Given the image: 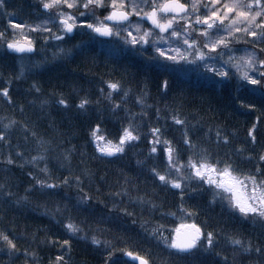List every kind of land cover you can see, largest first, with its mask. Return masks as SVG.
<instances>
[{"label":"trees","instance_id":"trees-1","mask_svg":"<svg viewBox=\"0 0 264 264\" xmlns=\"http://www.w3.org/2000/svg\"><path fill=\"white\" fill-rule=\"evenodd\" d=\"M18 1L25 11L34 5V0ZM105 14L103 9L96 11L100 19ZM6 17L0 16V31L7 29ZM90 19L89 22H94ZM76 37L62 42L70 45ZM92 37L90 33L80 38V43H73L71 55L25 64L28 72L22 79H17L19 57L6 52L0 42V89L10 84L11 97L9 102L0 96V132L6 133L8 141H0V185H3L0 232L17 244V249L9 252L0 242V264H55L58 255H63L67 264H136L124 255L125 251L145 257L150 264H225L224 257L227 264H264V254L234 249L228 239L235 236L250 240L254 247L264 251V223L230 209L226 199L197 179L186 182L181 202L177 190L161 186L153 176V167L161 173L166 171V159L159 151L163 145L158 146L156 154L149 155L151 137L147 135L150 126L161 127L164 138L171 140L179 151L181 162H186L192 152L183 144L182 126L171 119L178 114L186 120L196 152L206 149L211 161L228 162L237 174L254 172L259 156L264 153V94L257 86L255 91L252 86H241L236 78L221 84L219 77L213 79L196 64L183 61L173 64L163 57L149 59L158 54L151 49L141 54L136 50L139 45L136 48L123 45L115 51L102 48L91 41ZM39 42L38 53L42 51ZM55 48L50 45L45 51L53 56L57 53ZM108 81H119L122 85L121 93L113 94L117 103L121 102L123 90H130L126 102L115 111L105 99ZM100 88H104L103 94ZM138 96L144 97L143 106L136 102ZM83 97L92 101L86 111L76 107ZM60 98L68 102L67 108L57 102ZM241 100L255 107L241 108ZM141 112L146 115H137L133 121L141 125L140 131L145 134L138 142L126 145L124 153L116 156H104L97 151L90 136L96 124L101 125L108 139L116 142L130 118ZM10 121L16 123L5 129ZM253 124H256L255 144L248 136ZM218 129L229 143L216 142ZM38 155L45 160L34 162L32 157ZM9 156L14 163L6 162ZM249 156L253 159L249 160ZM45 164L50 182L59 184L71 173L80 177L79 188L83 193L75 182L56 189H40L32 177L48 179L40 171ZM84 193L92 200L82 203L79 197ZM181 203L192 215L178 210ZM123 209L132 215H125ZM69 221L79 224L83 232L70 234L64 226ZM189 221L215 234L218 243L213 249L201 244L191 254H177L175 249L166 247L159 234L152 235V229L163 225L160 230L163 236L174 238L172 230ZM85 234L86 239L82 238ZM94 235L110 241L112 247L92 244ZM65 239L71 240L68 251L50 242ZM113 249L114 255L108 260V251Z\"/></svg>","mask_w":264,"mask_h":264},{"label":"snow or ice","instance_id":"snow-or-ice-1","mask_svg":"<svg viewBox=\"0 0 264 264\" xmlns=\"http://www.w3.org/2000/svg\"><path fill=\"white\" fill-rule=\"evenodd\" d=\"M39 3L45 11L47 19L34 26L12 24L10 21L9 27L13 29L11 35L7 30L0 31V42H2L5 51L21 54V60L26 56L30 58L29 54L36 52L34 40L28 33H39L43 43L47 44L49 40L64 41L66 36L86 28L99 36L116 38L122 41L124 46L136 48L139 45L140 47L136 50L141 54L151 49L158 54V56L154 55L149 58L152 60L163 57L165 61H171L173 64L181 61L189 64L203 62L204 70L211 71L214 76L219 77V83L222 84L237 78L242 82L241 86L245 84L257 86L264 94V0H187V2H182V0H39ZM97 9H103L107 13L103 19L96 15ZM0 13L8 17L13 15L6 11L5 0H0ZM89 17L94 22H89ZM132 17L139 19L133 21ZM181 21L183 23H180ZM145 22H150L151 27L144 29ZM25 27H27V33L24 31ZM15 29H20L18 34ZM45 33L48 35L44 36ZM173 37L176 38L175 41H173ZM173 43L177 46L173 47ZM240 44L245 47H235ZM164 45L167 47L165 48ZM217 49L220 51L217 52ZM58 53L71 55V50L66 53L64 48H59ZM212 53L216 54L212 55ZM209 61H216L220 66L209 64ZM27 72L26 66L21 64L17 79L24 78ZM105 83L109 89L105 99L112 103V110L115 111L121 107L122 103L126 102L130 90H123L121 102L117 103L113 99V94L121 93V83L119 81ZM9 87L0 89V96L11 102ZM32 87L37 92L40 91L36 84H33ZM163 88L165 90L168 88L167 80L163 82ZM99 91L103 94L104 88H100ZM57 102L65 108L69 106L63 98ZM136 102L143 106L145 104L144 97L138 96ZM91 103L92 101L87 97H83L76 107L86 111V106ZM148 106L151 107V105ZM240 107L253 109L255 105L245 104L241 100ZM156 112L157 120L161 119L160 109L157 108ZM137 115L144 116L146 113L141 112L133 115L127 127L122 128L115 143L102 133L101 125L96 124L90 130V136L97 151L104 156H116L124 153L126 145L138 142L141 135L145 134L140 131L141 125L133 123ZM171 119L175 125L182 126L183 144L192 152V155H189L187 161L182 163L179 151L173 146L171 140L164 138L161 127L150 126L147 133L151 137L149 155L156 154L158 146L163 145L159 151L164 154L166 159L164 173L155 167L151 168L153 176L161 186L177 190L179 199L183 202L186 182L193 179H197L201 183L206 182L214 192L217 189L221 190L216 195H221L222 199H226L230 209L237 211L245 218L264 223V153L259 156L254 172L237 174V170L232 164L222 162L220 159L211 161L206 154V149L196 152V145L188 134L186 120L179 118L178 114H174ZM259 119L257 117L256 123H259ZM15 123V121H10L8 125H5V129ZM255 131L256 124H253L248 130L250 142L253 144L256 142ZM33 135L35 136V133ZM0 141L8 143L6 133L0 132ZM216 142L227 144L229 139L227 136L221 137L218 129ZM17 155L22 156L23 154L17 153ZM65 159L69 160L70 158L66 155ZM248 159L253 158L249 156ZM32 160L34 162L43 161L45 157L38 155L32 157ZM6 162L14 163L11 156ZM138 163L141 162L138 161ZM40 171L49 176L48 179L32 177L40 189H56L60 185L68 186L72 182H75L79 188V185L82 184L80 177L72 176L71 173L60 180L59 184L50 182L51 177L46 164ZM29 175L32 174L29 173ZM0 188H3V185H0ZM79 191L83 193L82 188H79ZM223 193H227V196H223ZM6 194L12 195L11 192ZM124 194L127 195V190ZM116 195L119 196L120 193H116ZM24 199H27V196ZM79 200L82 203H87L92 200V197L84 193L79 197ZM213 202H215V196ZM152 207L156 208L157 205L152 204ZM178 210L181 213H187L183 203ZM122 211L125 215H132L126 209ZM187 214L192 215V213ZM171 215L175 216L176 213H171ZM64 226L73 236L83 232L82 227L75 222L69 221ZM163 227L160 225L152 229V235L159 234V238L164 241L166 247L175 249L177 254H191L201 244L211 250L218 243L212 231L205 232L195 224L189 225L182 222L172 230L175 234L174 238L163 236L160 231ZM82 238L86 239L87 234ZM228 239L234 249L249 254L253 251L257 254H264V251L260 247H254L250 240L245 241L235 236L228 237ZM0 242L6 245L9 252L17 249L15 241L3 232H0ZM50 242L59 244L65 251L71 248L70 239H65L62 242ZM91 243L97 246L104 245L106 248L112 247L110 241H102L95 235L91 237ZM33 255L35 254L33 253ZM112 255H114V249L108 251L107 259L110 260ZM124 255L138 261V264H150L148 259L132 251H125ZM223 259L227 264V257ZM55 264H67V262L63 255H58L55 258Z\"/></svg>","mask_w":264,"mask_h":264},{"label":"rangeland","instance_id":"rangeland-1","mask_svg":"<svg viewBox=\"0 0 264 264\" xmlns=\"http://www.w3.org/2000/svg\"><path fill=\"white\" fill-rule=\"evenodd\" d=\"M187 1V0H186ZM17 2H18V4H17ZM11 5L10 6V8L9 7H6L7 5ZM36 5H38L39 7H37L36 8ZM5 9H6V11L7 12H9V13H13V15L11 16V17H6L7 19L9 18V20H7L6 19V22H4L5 24L4 25H6V27H7V32H8V34L9 35H11V33H12V31H13V29H11L10 27H9V23H10V21H11V23L12 24H23V25H36V24H39L41 21H43V20H45V19H47V17H46V15H45V11L41 8V6H40V3H39V0H34V5L32 4V6L29 8V9H27L26 11L23 9V7H22V4H19V1L18 0H5ZM17 9V10H16ZM21 9V10H20ZM202 11V10H201ZM1 15H3L4 16V14L3 13H0V16ZM6 16V15H5ZM27 18L28 19H30V21H26L27 20ZM91 17H89V19H90ZM137 19H139L138 17H136V18H134L133 19V21H136ZM91 20V19H90ZM89 20V21H90ZM3 25V24H2ZM149 27H151V26H149L146 22L144 23V25H143V28L144 29H147V28H149ZM15 31L17 32V34L19 33V31H20V29H15ZM24 31L27 33V27H25L24 28ZM92 34L93 35V37L91 38V41L92 42H94L95 44L97 43L98 44V46H100V47H102V48H106V49H109V50H112V51H115V50H117V49H119L120 47H122L123 46V42L122 41H120V40H118V39H116V38H110V39H103V38H101V37H99V36H97L96 35V33H93V32H91V30H89V29H86V28H82V29H80L78 32H77V37H76V39L74 40V41H72L73 43H77V42H81L80 40V38H82L84 35L85 36H87L88 34ZM29 35H30V37H32L33 38V40H34V43H35V45H36V47H37V49L39 50V47H38V45H37V42H39L40 44H41V52H36L35 53V55L33 56V57H31V55L32 54H29L30 55V58H29V56H26L23 60H21L20 58L18 59L20 62H21V64H23V65H25V64H27V65H32V64H37V63H42V62H46L47 60H51V59H58V58H60L62 55H64V54H59L58 53V49L59 48H64L65 50H66V53H67V51L68 50H71L72 51V46L74 45L73 43H71L70 45L69 44H67V42H65V43H63L62 41L61 42H59L58 43V41L57 40H49L48 41V43L47 44H44L43 43V40H42V38H41V36H40V34L39 33H28ZM134 35L136 34L135 32L133 33ZM44 36H47L48 34L47 33H45V34H43ZM165 36L167 35V34H164ZM17 38H19L18 36H17ZM68 38V36H66L65 37V39H67ZM173 39V41H175V37H173L172 38ZM201 41H202V38H201ZM69 42V41H68ZM122 43V44H121ZM50 45H55L56 46V50H57V53H56V55H54L53 54V56H51V55H49L48 53L49 52H46L45 50L46 49H50ZM173 47H176L177 46V44H175V43H173V45H172ZM164 47L166 48L167 47V45H164ZM183 47H186V46H183ZM235 47H237V48H243V47H245V45H242V44H240V45H235ZM220 51V49H217V52H219ZM216 53H212V55H215ZM238 55H239V53H237ZM47 55H48V57H47ZM66 56H68L67 54H65ZM190 59H191V57H190ZM225 59H226V57H225ZM18 61V62H19ZM19 62V63H20ZM196 64V66H197V68L198 67H200V68H202L203 69V71H205L204 70V67H203V62H197V63H195ZM209 64H212V65H215V66H217V67H219L220 66V64L218 63V62H216V61H209ZM205 73L207 74V75H210V76H212L213 77V79H216L217 77L216 76H214V74L211 72V71H205ZM237 79V78H236ZM232 80H234V79H232ZM241 82V81H240ZM242 83V82H241ZM246 85H248L250 88H251V86H252V89H255V86L254 85H250V84H246ZM115 143V142H114ZM219 192H221V190H219V189H217V190H215V193H219ZM223 196H227V193H223ZM256 222H260V221H258V220H256ZM187 223H195L194 221H189V222H185V224H187Z\"/></svg>","mask_w":264,"mask_h":264},{"label":"water","instance_id":"water-1","mask_svg":"<svg viewBox=\"0 0 264 264\" xmlns=\"http://www.w3.org/2000/svg\"><path fill=\"white\" fill-rule=\"evenodd\" d=\"M150 23V22H149ZM75 34V32L74 33H72V34H70L71 36L72 35H74ZM100 37H102V36H100ZM103 38H110V37H103ZM33 54V53H32ZM18 55H21V54H18ZM187 224H195V225H197L196 223H187ZM198 227H200L199 225H197ZM201 228V227H200ZM202 229V228H201ZM203 230V229H202ZM128 259H130L131 261H133V262H135L136 264H138V261H134L133 259H131L130 257H128V256H126Z\"/></svg>","mask_w":264,"mask_h":264},{"label":"flooded vegetation","instance_id":"flooded-vegetation-1","mask_svg":"<svg viewBox=\"0 0 264 264\" xmlns=\"http://www.w3.org/2000/svg\"><path fill=\"white\" fill-rule=\"evenodd\" d=\"M182 2H187L186 0H182ZM180 23H183L182 21Z\"/></svg>","mask_w":264,"mask_h":264}]
</instances>
